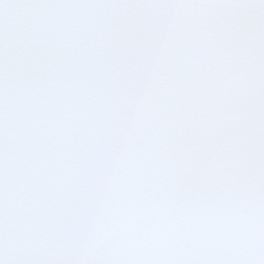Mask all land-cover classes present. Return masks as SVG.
I'll use <instances>...</instances> for the list:
<instances>
[{
  "label": "snow or ice",
  "instance_id": "6c2138e0",
  "mask_svg": "<svg viewBox=\"0 0 264 264\" xmlns=\"http://www.w3.org/2000/svg\"><path fill=\"white\" fill-rule=\"evenodd\" d=\"M0 264H264V0H0Z\"/></svg>",
  "mask_w": 264,
  "mask_h": 264
}]
</instances>
